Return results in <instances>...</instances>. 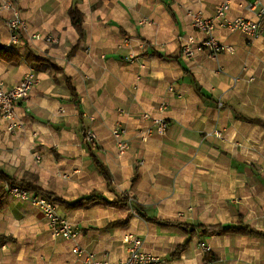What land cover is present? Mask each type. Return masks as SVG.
I'll return each instance as SVG.
<instances>
[{"label":"crops","instance_id":"1","mask_svg":"<svg viewBox=\"0 0 264 264\" xmlns=\"http://www.w3.org/2000/svg\"><path fill=\"white\" fill-rule=\"evenodd\" d=\"M73 1L0 0V45L17 56V60L0 58V79L10 87L26 72L36 77L27 97L18 101L13 120L0 117V168L14 178L34 174L43 189L66 200L97 190L108 200L125 195L143 206L147 216L162 221L234 224L240 213L244 223L264 231V175L238 176L230 163L228 174L222 175L211 161L202 159L204 152L216 148L219 137L214 130L229 128L230 135L236 134L240 120L233 117L231 103L224 105L228 111L221 110L219 100L236 79L251 78L253 68L264 63V32L248 38L215 24L214 37L233 51L210 56L196 42L193 56L187 58L181 43L188 36H202L193 29L192 17H212L224 0H75L82 12L84 34L79 40L68 14ZM5 4L18 10L27 26L10 47H6L10 43L6 22L11 9ZM263 5L264 0H229L226 15L256 19ZM35 33L54 40L32 38ZM150 48L176 55L179 62L146 54ZM33 55L49 57L61 70L33 60ZM182 66L210 100L194 91ZM66 76L80 102L79 132L75 128L79 113L69 100ZM159 102L166 104L162 112L156 109ZM143 112L166 117L167 130L142 141L140 133L149 124ZM116 124L126 130L124 152L111 137ZM89 129L95 135L92 151L111 173V188L84 147L80 133ZM14 200L6 193L1 201L0 264H69L75 259L70 252L74 244L114 260L126 255L123 239L128 234L140 237L143 248L164 257L167 264H201L200 243L210 246L216 264H264V237L204 235L196 228L191 232L146 221L130 205L97 201L74 208L57 204V214L66 216L77 235L74 240L47 242L48 226H32L40 232L30 234L25 225L34 207L28 205V212ZM124 218L125 227L100 229ZM28 239H33L35 248ZM181 244L186 245L172 256Z\"/></svg>","mask_w":264,"mask_h":264},{"label":"built area","instance_id":"2","mask_svg":"<svg viewBox=\"0 0 264 264\" xmlns=\"http://www.w3.org/2000/svg\"><path fill=\"white\" fill-rule=\"evenodd\" d=\"M11 9V14L7 19V28L10 33V43L6 47H10L13 43L19 41L20 34L26 31V22L20 16L18 10L10 4L3 5ZM229 8V0H224L215 8L212 17H204L196 14L192 17L193 29L200 32L202 36L198 39L195 36H188L180 47L182 54L190 58L194 54L193 44L198 42L200 46L210 56H215L219 52H232L233 47L230 45L221 44L216 40L213 34L215 24L223 25L230 31H238L246 35L248 38H256L264 32V5L258 10L257 18L250 19L246 17H236L233 19L227 18ZM32 38H42L46 42H53L51 35H41L35 33ZM7 49V48H6ZM36 81L35 74L31 71L26 72L20 81L13 86H6L0 79V117L6 120H13L14 109L19 100L24 99L29 94ZM156 109L162 112L166 109L164 102H159ZM142 118L149 120V124L141 131V140H146L152 134H163L168 128V120L164 116L153 117L147 112L141 114ZM111 137L119 152H124L128 147V141L125 137L126 130L119 124H116L111 129ZM215 135L218 131L214 130ZM95 139L94 132L89 129L85 131L82 141L83 144L92 143ZM7 194H13L17 198L28 201L35 206H39L46 216L51 233L60 236L63 239L74 240L77 232L72 228L70 222L58 216L54 204L39 194L25 191L17 186H5ZM126 243V255L118 259H109L105 255H98L89 251L78 244L70 247V252L75 259L69 264H167V260L159 255L146 251L143 248V242L140 237L134 234H128L123 239ZM200 249L203 254L210 252V246L200 243ZM201 264H216L214 260H203Z\"/></svg>","mask_w":264,"mask_h":264},{"label":"trees","instance_id":"3","mask_svg":"<svg viewBox=\"0 0 264 264\" xmlns=\"http://www.w3.org/2000/svg\"><path fill=\"white\" fill-rule=\"evenodd\" d=\"M75 0L72 2L71 6L68 9V14L70 17V23L75 28L77 34H78V40L83 37V28H82V12L78 10L76 7ZM77 47V44L72 46L68 54L73 53L75 48ZM151 53L156 57H162L166 59H175L179 62L178 57L176 55L172 54H165L163 52H160L154 48H150L149 52L146 54ZM33 60L36 61H43L48 64H50L54 69L61 70L60 66H58L52 59L49 57H40V56H31ZM0 58H5L7 60H17V56L11 52H9L7 49H5L2 45H0ZM183 72L188 76L189 82L192 85L194 91L204 100L211 99L210 94H207L201 85L198 83V81L194 78L192 73L183 67ZM65 83L69 92V100L74 103L76 108L78 109L79 113V121L81 122V115L82 112L80 111V102L78 98V94L76 91V88L73 84H71L69 77H65ZM229 109L231 110V113L235 119H238L240 121L259 126L260 128L264 129V119L260 117H252L248 116L241 111L237 110L232 105H228ZM43 122H48L46 120H41ZM82 130V129H81ZM85 134V132L83 133ZM84 147L86 151L88 152V155L91 159V162L94 166V168L98 171V173L102 176L104 179L106 186L108 188H111V173L108 169V167L94 154L92 151L91 143L84 144ZM136 179V174H134L131 178V181L134 182ZM0 182L3 183V185H0V210L2 208L1 201L3 197L6 194L5 186H17L21 189H24L25 191L32 192L34 194H39L46 198L47 200L51 202H55L56 204H59L63 206L64 208H74V207H81L86 204H89L91 202H100L103 205H111L115 207H127L130 205L136 212V214L141 217L142 219L152 222V223H158L165 226H176L182 228L183 226H186L187 228L193 227L191 232H193L196 228L200 233L204 235H223L226 233H236L241 235H248V236H255V237H264V231L257 230L250 225L243 222V216L238 213L237 215V221L234 224H222V223H214V224H202V223H195V224H187V223H179V222H172V221H162L155 216H147L144 213V208L138 203H131L129 198L127 196H121L117 199L108 200L100 191L97 190H91L88 193L72 199V200H66L55 193L43 189L39 184L36 183V176L34 174H28L24 175L21 178H14L10 175H8L6 172H4L0 168ZM127 225V219H116L113 221H110L105 226L101 227L102 230H108L112 229L114 227H125ZM186 244H181L176 247V249L172 252V256H176L181 249L185 247ZM215 257L210 252H205L203 260H214Z\"/></svg>","mask_w":264,"mask_h":264},{"label":"rangeland","instance_id":"4","mask_svg":"<svg viewBox=\"0 0 264 264\" xmlns=\"http://www.w3.org/2000/svg\"><path fill=\"white\" fill-rule=\"evenodd\" d=\"M249 76L250 75H242L236 79V85L231 87L225 94H222V97H220L219 101L222 104H219V108L228 111L224 105L226 103H231L239 109V111H242V113H245L248 116L264 119V63L255 66L251 73L252 77L249 78ZM81 118L83 119V117ZM236 125V134L233 136L229 134V128H227L228 130H219L217 135L219 138H217L216 148H214V151L204 152L205 158L202 159L211 161L215 171L219 170V173L222 175L228 174V165L230 163L231 168L236 169L238 176L244 175L246 172L254 176L255 179L260 178L262 174L264 175V129L256 125L243 123V121L236 123ZM81 126L82 124L78 120V123L75 126L78 132L80 131ZM213 134L215 135L214 131ZM83 135L80 133L81 137H83ZM234 163L237 167H233ZM246 167L248 169H245ZM8 195L15 199V203L23 205L28 209V212L31 211L29 206H32V208L34 207V212L29 213L30 221L27 220L28 223L25 224L30 226V234L40 232L36 231V228H34L33 231L31 229L32 226L49 227V222L39 206H35L28 201L17 198L16 196H13V194ZM237 201L239 200L237 199ZM239 206V203H237L238 208ZM54 207L56 210L57 204H54ZM61 217L67 219L66 216ZM47 231L48 229L43 232L46 233L45 236H47ZM49 233L51 236L45 238L47 242L50 241L54 243L56 241L64 240L60 236L53 235L50 227ZM34 241H36V239H34ZM27 244H31V248H35L36 246L33 239H28Z\"/></svg>","mask_w":264,"mask_h":264},{"label":"water","instance_id":"5","mask_svg":"<svg viewBox=\"0 0 264 264\" xmlns=\"http://www.w3.org/2000/svg\"><path fill=\"white\" fill-rule=\"evenodd\" d=\"M182 228H183L184 230H189V231L193 229V227H189V228H187L186 226H183Z\"/></svg>","mask_w":264,"mask_h":264}]
</instances>
